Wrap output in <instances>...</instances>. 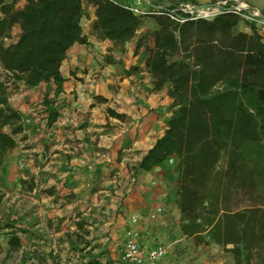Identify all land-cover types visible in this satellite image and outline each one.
I'll return each instance as SVG.
<instances>
[{
	"label": "trees",
	"instance_id": "obj_1",
	"mask_svg": "<svg viewBox=\"0 0 264 264\" xmlns=\"http://www.w3.org/2000/svg\"><path fill=\"white\" fill-rule=\"evenodd\" d=\"M84 3L95 7L92 28L99 39L127 43L147 17L157 24L151 35L137 36L134 54L149 51L145 65L154 90L170 84L175 108L138 169L151 171L176 157L183 234L197 244L232 243L234 264H250L255 254L257 264H264V35L254 23L251 31L237 30L243 18L234 12L178 22L169 16L173 4L164 5L162 13L139 14L115 0H26L24 7L0 0V168L23 131V114L9 100L10 83L2 71L29 88L53 79L60 91L68 51L89 43ZM16 25L21 31L13 40ZM42 103L52 126L60 116L55 99L45 95ZM107 113L126 117L111 107ZM15 225L6 224L12 249L22 246ZM78 228H84L82 222ZM87 264L98 261L91 255Z\"/></svg>",
	"mask_w": 264,
	"mask_h": 264
},
{
	"label": "crops",
	"instance_id": "obj_2",
	"mask_svg": "<svg viewBox=\"0 0 264 264\" xmlns=\"http://www.w3.org/2000/svg\"><path fill=\"white\" fill-rule=\"evenodd\" d=\"M115 1L128 5L138 0ZM140 1L146 3V0ZM169 1L151 0L153 6H162ZM196 1L209 3L211 0ZM242 1L264 13V0ZM25 3L23 0L22 7ZM84 8L94 21L95 7L84 3ZM17 27L13 34L20 33V26ZM236 29L251 31V22L242 19ZM84 33L89 43L73 45L61 66L65 80L60 91L57 92V83L49 79L32 88L22 82L19 84L21 91L9 96L12 106L23 115L40 106L36 103L38 95L67 101V105L58 106L60 116L52 126L36 120L27 133L17 136L16 147L6 154L0 168V190L6 195L12 194L13 199L21 200L28 193L32 199L37 197L52 205L64 191H74L77 197L82 194L86 198L88 185L81 176L86 167L77 168L75 159L89 162L95 166L93 174L99 185L96 196H89L94 207V214L89 216H93L96 224L89 236L83 235L78 228L80 220L76 218L75 232L85 239L81 243L75 234L72 247L87 250L98 244L95 247L98 257L107 254L99 259L101 264H132L122 258V250L127 229L133 225L130 217L137 213L140 221L134 226L139 231L142 249L147 251L158 243L168 245V254L159 264H232L231 257L224 256L218 246L213 247L212 253L204 255L193 236L181 232L177 204L179 171L174 156L151 171L138 169L142 157L163 134L175 108L172 96L165 93L170 84L154 90L153 75L145 65L149 51L142 48L134 54L136 40L127 42L130 43L128 46ZM14 37L16 40L18 35ZM123 47L125 51L119 50ZM100 53L111 55L104 57L113 60L107 61L104 68L99 63ZM26 94H33L36 100L25 101ZM98 95L107 100H96ZM108 107L126 117L121 120L109 116ZM80 111H87V117L83 118ZM165 111L167 118L161 122L159 116ZM97 146H102L103 151H96ZM26 168L28 175L24 173ZM28 176L33 180L30 190L19 183V178ZM157 207L162 211L155 219L149 218Z\"/></svg>",
	"mask_w": 264,
	"mask_h": 264
},
{
	"label": "rangeland",
	"instance_id": "obj_3",
	"mask_svg": "<svg viewBox=\"0 0 264 264\" xmlns=\"http://www.w3.org/2000/svg\"><path fill=\"white\" fill-rule=\"evenodd\" d=\"M15 1L17 7H22L23 0ZM214 1L216 0H211L210 2ZM147 13L149 14V12ZM147 13L145 12L144 14ZM82 23L84 32L94 35L92 28L93 21L91 20V14L88 11H85ZM156 25L157 24L152 17H147L144 25L137 31V36L141 34L151 35L156 29ZM17 28L16 25V30ZM17 35L18 33L14 32L13 40L15 39L14 36L17 37ZM137 36L131 41H135ZM130 43H127L126 45L129 46ZM112 49L113 48H111V50ZM119 50L125 51V48L123 47V49ZM100 54L102 57L99 63L104 68L106 63H108L107 58H105L104 55H111ZM2 78L9 80V96L21 91L19 90V84L22 82H14L12 79H9L5 72H2ZM165 93H168L171 96L170 88L165 91ZM44 97L38 95L36 100L33 94H26L24 99L27 102H29L30 99H34L36 100V103L39 104L43 101ZM96 100L99 99L96 98ZM55 102L58 104L57 107H64L67 105V101L55 100ZM173 105L175 106L174 101ZM87 113V111H80V115L83 118L87 117ZM167 115L168 114L165 111L161 117L159 116L161 122L166 120ZM101 148L102 146H97L94 149L96 151H103ZM121 153L122 149L120 150L119 157ZM174 162L177 167L176 157H174ZM75 165L79 169L86 167V170L82 172L81 175L84 177L83 181L88 185L86 198H84V195L82 194L77 197V194L74 191H64L54 199V205H52L51 202L44 201L37 197L32 199L28 193H26L27 196L22 197L21 200L19 198L13 199L12 194L6 195L0 190V264H63L65 260L71 262V264H87L91 255L96 257L98 264H101L99 259L103 258V255L106 257L107 254L100 253L101 256L98 257L99 253H97L95 248L98 244H96L95 247L92 245L87 250H85V247L71 246L75 235L76 222H78L76 218H79V222H82L84 225V228L80 229V232L83 235L85 234L89 236L93 230V226L96 224L93 216H89V214H94L93 203L89 200V196H96V192L99 189V185L96 184L97 178L93 174V167L95 166L89 165V162H82L79 159H75ZM225 166L224 160L221 162L219 168L224 169ZM26 171H29V169L26 168L24 170V173L28 175ZM19 183H22L28 190H30L33 180L29 176L27 178L21 177L19 178ZM67 183L70 184L71 181L67 180ZM58 198L61 199L58 200ZM11 221L16 222L14 230H16L17 234L22 238V246L18 249H12L8 244V237L10 236L12 229L7 227L6 224ZM197 246L201 248L200 252L204 255L206 253H212L213 247L218 246L224 256L231 257L232 264H234L233 253L230 251L231 248H233L232 243L220 245L214 242H202L201 244H197ZM186 248H188V245ZM258 262H260V259L255 254L253 258H251L250 264H257Z\"/></svg>",
	"mask_w": 264,
	"mask_h": 264
},
{
	"label": "built area",
	"instance_id": "obj_4",
	"mask_svg": "<svg viewBox=\"0 0 264 264\" xmlns=\"http://www.w3.org/2000/svg\"><path fill=\"white\" fill-rule=\"evenodd\" d=\"M172 4L173 8L169 12V16L178 22H184L187 19L199 17L212 19L217 14L231 11L239 14L243 19L254 23L258 27V30L264 35V13L248 2L242 0H216L210 3H194L186 0H178L175 4L169 1L165 5ZM127 6L139 14H144L145 12L162 13V9L164 8V5L153 6L151 0H146V3H142L138 0L134 4H128ZM36 120H42L48 125L47 113L45 112L42 102L37 109L32 110L29 114L23 115L22 133H27L29 131V126ZM161 211L162 208L157 207L149 214V218L155 219ZM130 219L133 225L127 229V238L122 250V258L132 264H159L160 260L168 254V245L165 243H158L149 250L144 251L139 242V231L134 226L140 221V216L134 213L131 215ZM63 264H71V262L65 260Z\"/></svg>",
	"mask_w": 264,
	"mask_h": 264
}]
</instances>
